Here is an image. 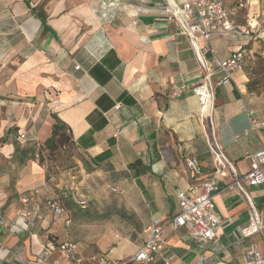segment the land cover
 Segmentation results:
<instances>
[{
	"label": "crops",
	"instance_id": "crops-1",
	"mask_svg": "<svg viewBox=\"0 0 264 264\" xmlns=\"http://www.w3.org/2000/svg\"><path fill=\"white\" fill-rule=\"evenodd\" d=\"M223 1L234 20L256 29L211 36L216 57L241 48L246 55L228 83H213V106L206 112L192 92L202 80L197 51L161 12L163 0H0L6 35L0 45V158L5 165L21 133L23 144H42L51 134L52 114L65 124L75 151L73 165L50 179L37 159L0 167V264H43L38 255L45 234L57 242L74 231L82 232L77 241L85 255L128 257L155 216L166 220L178 211L177 191H200L202 180L188 177L184 157H196L205 178L215 168L216 150L233 168L218 176L213 193L215 238L196 242L185 227L166 224L164 247L149 264H197L202 255L201 264H244L250 246L264 259V183L247 187L249 199L230 185L249 169L245 153L264 142V126L251 128L252 117L264 122V0ZM13 23L14 36L8 30ZM179 84L185 88L174 95ZM89 185L97 193L86 194ZM35 187L40 213L29 235L18 212L35 205L21 201ZM56 190L87 199L86 218L77 227L68 199L62 202L69 227L49 220L45 202ZM110 195L116 208L106 202ZM250 202L262 227L243 236ZM109 215L118 227L110 226ZM133 233L140 239L132 241ZM88 245L96 250L87 252ZM51 257L68 264L57 250Z\"/></svg>",
	"mask_w": 264,
	"mask_h": 264
},
{
	"label": "built area",
	"instance_id": "built-area-1",
	"mask_svg": "<svg viewBox=\"0 0 264 264\" xmlns=\"http://www.w3.org/2000/svg\"><path fill=\"white\" fill-rule=\"evenodd\" d=\"M161 12L169 21H173L179 32L186 35L194 49L197 51L199 71L202 72V80L192 87V92L198 97L202 111H210L213 106L212 85L226 84L230 81L232 73L241 69L246 55L244 48L233 51L226 58H218L214 55L210 45L213 34H235L250 35L255 32V25L251 22L239 23L234 20L223 0H163ZM199 39L204 41L200 46ZM210 53L206 58L205 54ZM217 73V78L212 75ZM185 86L179 84L174 95L179 94ZM264 126V122L251 118V128ZM24 138L21 133L20 138ZM216 165L211 175L203 178L202 169L198 159L192 155L184 157L188 177L193 181L202 180L200 191L192 193L187 190H179L176 193L178 211L169 219L155 216L144 229V240L137 250L123 259L107 257L101 253H90L85 255L80 243L74 239L64 238L54 242L50 234L44 236V246L38 255L43 264H61L57 258L51 257L54 251L62 253L68 264H149L154 257L161 252L165 244L164 226L171 224L175 228L185 227L188 235L196 242L213 240L219 226V217L215 212L213 193L218 190V176H224L226 168L232 169L231 162L224 157L219 150L214 151ZM249 163V169L242 175H235L230 185L238 189L249 199L248 186L264 183V142L261 148L245 153ZM195 186H191L193 189ZM115 190V188H113ZM39 190L32 188L21 197L23 203L35 204V198ZM72 202L78 207H85L87 199L71 192ZM45 205L48 209L50 221H62L65 226L71 223V218L57 197H48ZM250 205V216L246 225L240 232L243 236H249L262 227L260 215L252 202ZM40 208L37 204L33 207H24L19 212L21 226L29 232L37 223ZM30 233V232H29ZM202 255L197 264L205 260ZM165 264H169L164 260ZM244 264H264L255 246H250L246 251Z\"/></svg>",
	"mask_w": 264,
	"mask_h": 264
},
{
	"label": "rangeland",
	"instance_id": "rangeland-1",
	"mask_svg": "<svg viewBox=\"0 0 264 264\" xmlns=\"http://www.w3.org/2000/svg\"><path fill=\"white\" fill-rule=\"evenodd\" d=\"M8 28H9L8 30L12 31V34L14 36L15 33H16V28H17L16 24L13 23L12 26L11 27L9 26ZM4 29H5L4 26L0 25V31L2 32V33L0 32V45H2L4 40H5V36L6 35L5 34L3 35ZM16 41H17V39L15 38L13 40V42L15 43ZM16 142H18L20 144V146H25V144H23L24 143V138L23 137L20 138V135L16 136ZM34 145H35V147L37 149H39V148L43 149L42 155H43L44 159H43L42 162H39V163L45 167L46 175H47V177L49 179L52 176H55V174H57L56 171L67 169L69 166L73 165V163H74L73 159H71V156H73L75 154V151L73 149V146L71 145V140L69 138L68 132H65V136H64L63 140L61 141V146L58 149H56L53 153H50L46 148H44V144L43 143L42 144H34ZM12 156H13V154H12ZM12 156L9 159H7V163L6 164L8 166H10L8 161L11 162V163H15V162L17 163V161L13 160ZM33 159H37L39 161V155L37 153H35V157ZM20 164H22V163H20ZM2 165H4V158L1 157L0 158V167ZM85 188L88 191V193H86V194H89V195L92 194V192H94V193L96 192L97 193V191H98V189H96V187H93V185H89L88 187H85ZM107 191L110 194H113V193L116 192L115 190H112L110 188H108ZM60 194H61L60 191L56 190V191H53L51 197H54V196L57 197L61 201L62 205H63L62 199H64V200L68 199L69 201H72L71 197H70V194H68L67 192L65 194L62 193V196H60ZM106 202H108V206L112 205L113 208H116L117 200H116L115 197L110 195L109 199H107ZM74 205H72V204L70 206L66 205V207L70 210V214H71V217H72V224L71 223L70 224L73 225V227L75 228V226L77 227V225L80 224V221H82V220H84L86 218L84 210L86 208H88V207L79 208L78 206L76 207V205L75 206ZM66 207H64V208H66ZM105 218H106V220H108V223L110 224V226L115 227V228L118 227L117 223H116V216L109 215L108 217H105ZM65 227L68 228L69 226H65ZM33 228L29 231L30 233L27 232L29 235H32ZM81 233H82L81 231H74V233L72 235L68 234V236L66 238L81 240V238L78 237V235H80ZM119 233H120V231H119ZM122 234H129V233L128 232L127 233L123 232ZM140 236H141V233H133V234L130 235V239L132 241H134V240L137 241V240L140 239ZM91 250H96V249L95 248H91L88 245L86 247V251L90 252Z\"/></svg>",
	"mask_w": 264,
	"mask_h": 264
},
{
	"label": "trees",
	"instance_id": "trees-1",
	"mask_svg": "<svg viewBox=\"0 0 264 264\" xmlns=\"http://www.w3.org/2000/svg\"><path fill=\"white\" fill-rule=\"evenodd\" d=\"M52 117L54 118V122L52 123L51 134L43 142L44 148H46L50 153H53L61 146V141L65 136V132H67L65 124L60 121L56 115L52 114ZM68 135L71 140L69 133ZM71 145L73 146L72 140ZM42 152L43 149H37L34 144L20 146L18 142H15L12 158L14 161L24 163L28 159H33L35 157V153H37L39 155V162H42L44 159Z\"/></svg>",
	"mask_w": 264,
	"mask_h": 264
}]
</instances>
